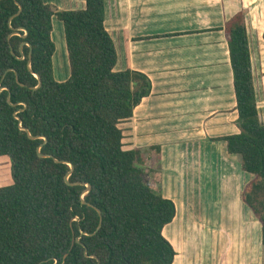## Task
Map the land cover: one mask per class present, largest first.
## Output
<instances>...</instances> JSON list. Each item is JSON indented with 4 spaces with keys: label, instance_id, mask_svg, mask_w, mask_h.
I'll return each mask as SVG.
<instances>
[{
    "label": "trees",
    "instance_id": "obj_1",
    "mask_svg": "<svg viewBox=\"0 0 264 264\" xmlns=\"http://www.w3.org/2000/svg\"><path fill=\"white\" fill-rule=\"evenodd\" d=\"M83 1L62 10L44 0H0V157L11 159L14 176L13 186L0 189V264H172L177 252L163 229L176 216L175 202L151 187L152 170L143 166L148 150L126 149L121 127L150 95L151 79L117 68L105 0ZM53 16L64 28L65 81L54 75ZM224 29L239 132L219 139L253 175L241 199L260 221L264 245V123L245 8ZM36 74L42 85L33 89ZM40 145L53 157L39 156ZM68 162L69 181L80 184L66 182Z\"/></svg>",
    "mask_w": 264,
    "mask_h": 264
},
{
    "label": "crops",
    "instance_id": "obj_2",
    "mask_svg": "<svg viewBox=\"0 0 264 264\" xmlns=\"http://www.w3.org/2000/svg\"><path fill=\"white\" fill-rule=\"evenodd\" d=\"M44 1L62 10L85 5L83 0ZM242 8L248 9L256 99L264 123V0H105V25L117 47V68L130 66L152 82L150 95L121 127L126 149L148 150L143 166L152 170L151 187L175 202L176 216L163 229L177 252L172 264H264L261 223L241 199L253 175L241 169L238 155L230 154L219 139L239 132L224 26ZM226 175L238 180L231 209L224 208L223 191L220 195L215 183ZM205 179L216 185V215L210 228L198 224L200 236L180 239V198L174 185L184 181L195 186ZM186 205L180 206L182 217L190 222L191 210L196 212L194 205Z\"/></svg>",
    "mask_w": 264,
    "mask_h": 264
},
{
    "label": "rangeland",
    "instance_id": "obj_3",
    "mask_svg": "<svg viewBox=\"0 0 264 264\" xmlns=\"http://www.w3.org/2000/svg\"><path fill=\"white\" fill-rule=\"evenodd\" d=\"M245 10H246V23H247L248 9L245 8ZM52 38L56 45V52L53 58L54 75L58 81H65L69 77L67 48H66V43H65V38H64L62 22L59 21L56 17L53 18ZM157 155H158V158L161 157L160 153H158ZM158 167H161V166H158ZM177 168H178L177 171L181 173L182 169H180L178 166ZM156 170H159L161 173L163 172L161 168H156ZM200 183L199 185L194 184L195 186H192V185L190 186L188 185V182H187V185H185L183 181L182 184L179 182V185H176V186L174 185L173 192L174 194H178L180 198V200H177L179 205L184 206L185 203L187 205L191 204L192 207L194 205L193 208H195V212H196L194 213L191 210L190 214L192 216L189 222L188 220L184 219V217H182L183 209L182 207L178 206L179 207L178 213L181 214L179 223L182 224V229L179 228L180 231L179 233H177L180 239H183L184 236H187V238H190L192 236H200L198 234L200 232V229H199L200 227L198 226V224H201V226L210 228L213 222V219H214L212 215L213 213L215 214L217 212V206H216L217 201L215 200L217 198V193H216L215 183L216 184L218 183L220 195L222 194V191H223V203L225 205L224 208L226 209L232 208L230 206L231 201L229 200L231 198L235 199L238 193V190H237L238 180L234 181L233 178L230 177L229 175H226L222 179L219 178L218 182L216 181L215 183L213 182L206 183V179L204 180V183L202 182V180L200 181ZM13 185H14V176H13L12 161L8 156H1L0 157V189H5ZM159 185L160 187L163 186L161 182ZM189 198L191 199V201L189 200ZM187 205L186 207H188ZM196 215H199V216H196ZM192 222L197 223V225H194ZM184 225H187L185 227L187 231L186 233L184 232L182 233V230L184 231ZM203 241L204 242L206 241L205 234H204ZM196 244L198 247L200 246L199 242H196ZM187 246L188 244H186V247ZM183 247H184V244H183ZM179 253H180L179 256H182L181 251Z\"/></svg>",
    "mask_w": 264,
    "mask_h": 264
},
{
    "label": "water",
    "instance_id": "obj_4",
    "mask_svg": "<svg viewBox=\"0 0 264 264\" xmlns=\"http://www.w3.org/2000/svg\"><path fill=\"white\" fill-rule=\"evenodd\" d=\"M21 9H22V8H21V6H20V11H21ZM20 11H19V13H20ZM19 13H17V14H19ZM15 33H16V32H14L13 34H15ZM11 35H12V34H11ZM24 36H26V34H24ZM25 44H26V42H23V43H22V46H24ZM27 44L31 47V45H30L29 43H27ZM31 57H32V49L30 50V54H29V58H28V68H29V70H30L31 72H33V69H32V67H31V62H32ZM21 59H25V55H22V56H21ZM16 74H17V73H16ZM36 76H37V78L39 79V82H38L37 86L33 87V89H37V88H39V87L42 85L41 77H40L39 75H37V74H36ZM17 80H18V82L21 84V82L19 81L18 75H17ZM8 101L11 103L10 97H8ZM23 105H24V108L27 106L25 103H24ZM17 113H18V111L15 112V116L20 120V118L18 117ZM25 130L28 132L29 137H31V138H36V137H37V136H33V135L29 132L28 129H25ZM44 139H45V141H46V137H44ZM42 145H43V144H42ZM42 145H40V146L37 148V152H38L39 156H41V157H53V156L50 155V154H43V153L41 152V147H42ZM54 159H55L56 161H59L57 158H54ZM62 162H66V161H62ZM68 164L70 165L71 169H70V171L66 174V177H65L66 182H67L68 184H70V185L80 184V182L72 183V182L69 181V176L71 175L74 166H73V164L70 163V162H68ZM86 186H87L86 190H85V191L82 193V195H81V200H82L83 203H87V202L85 201V199H84V195H85L86 193H88V192L91 190V185H90V184H86ZM96 209H97V208H96ZM97 210H98V212H99V214H100V216H101V211H100L99 209H97ZM101 225H102V216H101V218H100V222H99V225H98V227H97V229H96V232L100 229ZM77 240H78V239L74 238L73 241H72V244H74ZM93 257H96V256L93 255Z\"/></svg>",
    "mask_w": 264,
    "mask_h": 264
}]
</instances>
